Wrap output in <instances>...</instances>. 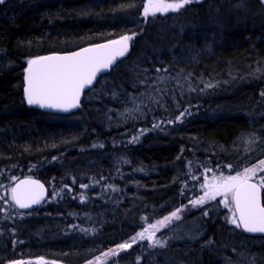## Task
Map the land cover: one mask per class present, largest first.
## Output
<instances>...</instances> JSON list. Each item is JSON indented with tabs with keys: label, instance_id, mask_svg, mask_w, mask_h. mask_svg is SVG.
I'll return each instance as SVG.
<instances>
[{
	"label": "trees",
	"instance_id": "obj_1",
	"mask_svg": "<svg viewBox=\"0 0 264 264\" xmlns=\"http://www.w3.org/2000/svg\"><path fill=\"white\" fill-rule=\"evenodd\" d=\"M144 7L145 0L0 4V264H83L144 218L184 203L189 166L264 157L261 0H194L147 17ZM124 35L133 36L126 56L77 110L51 114L27 104L28 59ZM129 107L132 118L116 113ZM165 121L176 125L168 134H142ZM253 133L258 140L245 152ZM25 175L46 184L48 199L20 212L7 186ZM198 213L204 232L195 241L136 243L103 264H244L241 254L264 264V250L232 239L264 238L230 231L218 208Z\"/></svg>",
	"mask_w": 264,
	"mask_h": 264
},
{
	"label": "snow or ice",
	"instance_id": "obj_2",
	"mask_svg": "<svg viewBox=\"0 0 264 264\" xmlns=\"http://www.w3.org/2000/svg\"><path fill=\"white\" fill-rule=\"evenodd\" d=\"M4 2L5 0H0V4ZM193 2L194 0H176L175 3H166L165 0H148V4L144 7V15L147 17L150 13L155 15L156 13L163 14L169 11L176 12ZM131 39L132 36L124 35L119 40L109 41L107 44L93 45L67 55L38 56L28 59L26 61L27 67L24 70V93L27 104L65 111L78 107L82 90L86 86L92 85L98 73L107 70L118 57H123L128 52V42ZM183 115L184 113H181V116ZM177 119H180V117H177ZM153 127H159V125ZM137 139L138 137L133 138V142ZM257 140L258 137L253 133L244 142L252 145ZM259 164L261 167L253 165V167L245 168L243 172H237L235 175L224 176L221 174L220 176H213L211 180L206 178L201 185L205 189L204 194L191 200L190 205L196 207L205 204L206 201L222 197L221 203L232 208V215L228 220L230 224L235 225L237 228L242 227L244 231L249 233L264 234V204L261 203L264 175L260 176L258 183L252 182L257 172L264 173V160H261ZM228 167H231V165ZM207 171L210 172L211 169ZM29 183V181H22L11 189V200L19 208H29L30 205L39 203L42 198L40 193L24 187ZM37 186L42 193L43 186L38 185V182ZM81 187L87 188L88 185H81ZM181 211L182 208L175 209L163 219L155 224H150L148 228L137 233L136 236L132 237L131 243H121L117 245V248L127 250L138 239L142 241L145 238L150 241L149 247L157 245L164 247L166 242L155 239V233L160 228L169 225L174 219L180 220L179 213ZM145 233H149L147 237ZM110 252L113 255L117 254L115 250H110ZM14 264H22V262H14Z\"/></svg>",
	"mask_w": 264,
	"mask_h": 264
},
{
	"label": "rangeland",
	"instance_id": "obj_3",
	"mask_svg": "<svg viewBox=\"0 0 264 264\" xmlns=\"http://www.w3.org/2000/svg\"><path fill=\"white\" fill-rule=\"evenodd\" d=\"M165 2L166 3H175L176 1L165 0ZM261 2H262V0H261ZM147 4H148V0H145V5H147ZM156 14H159V13H156ZM130 41L128 42V44H130ZM134 109L135 108L129 107V108H125V109H123L119 112H116V113L123 118H132L134 116V113H133ZM190 113H191V111H189L188 113H185L183 116H181V114H180L178 116V117H180V119H178V122H181L182 120H184V118H186V116H189ZM163 124H164V126L161 127L158 131H155V129L157 127H153L156 124H153L151 127H143L141 132L143 135H151V136H152V134L165 135V134H168L171 126H172V128H173V126H176L175 123H173V122L169 123V121L162 122V125ZM149 129H150V131H149ZM246 138H248V137H246ZM244 144H245L244 145L245 146L244 147L245 152H248L250 145L246 144L245 142H244ZM246 159L247 158H243L240 160V158H238L233 163H227L223 166L220 164H215L212 166L209 161H206V163L201 165V166H194V167H193V165L189 166V168L187 170V173H188L187 179L182 182V191H185L184 196L186 197V201L184 203L174 207L170 211L165 212L164 214H161V215L155 216V217H149L148 216V217L144 218L141 227L135 233H133L131 236H129L127 239L120 242L119 244L125 243V242L131 243L132 237L136 236L137 233L143 231L145 228H148L150 224H155L157 221L163 219L165 216L169 215L171 212L175 211V209H177V208H182V211L179 213L180 220L177 221L174 219L166 227L160 228V230L155 233V239H160L162 241H165L166 243L169 241H172V240H183V239L195 241V239H198V237L201 236L204 232L203 228L201 227V222H200L201 221V218H200L201 214L198 212L200 210H203L204 215H205V213H207V215H205V216L208 217V210L210 207L218 208L220 210L221 219L223 220L224 224H226L227 227L230 228V231H235L236 229H239L235 225L230 224L228 222L229 218L232 215V208L226 207L223 203H221L222 197H217L215 200L206 201L205 204L199 205L196 207L191 206L189 202L191 200L199 198L200 196H202L204 194L205 189H203L201 187V185L204 183V180L206 178L211 180L213 176H220L221 174H223L224 176L235 175L237 172H243V170L245 168L253 167V165H256L257 167H261L259 162L261 160H264V157L260 160L252 162V163ZM229 165H231V167H228ZM208 169H211V171L210 172L207 171ZM261 175H264V173L257 172V175L255 177H253L252 180H254L258 183ZM6 176L9 177V175H6ZM193 177H195V179H193ZM14 180H15V178L12 179V182ZM12 182L7 186L8 194L10 193V188H11ZM263 191H264V189H263ZM263 200H264V197H263ZM184 206H187V207H184ZM148 234L149 233H145V236L147 237ZM259 238H264V237H259ZM233 239L235 240V243L233 246H240V245L241 246H252V247L256 246L260 250H264V246H263L264 245V239H258V240L255 239L251 242L244 241V239L242 240L241 238L236 239V237H234ZM142 242L146 243L148 246L150 244V241H148L147 238H145L142 241L138 239L136 243H142ZM166 243H165V245H166ZM119 244H117V245H119ZM222 244H223V246H226V243H222ZM117 245L107 248L106 250H104L103 252L94 256L93 258L87 260L83 264H103L104 262L112 259L114 256L118 255L122 251H125V250L118 249ZM110 250H115V252L117 254L113 255L110 252ZM241 257H246L245 258L246 263H244V264H258V261H259L258 257L256 255H253V254L249 257H247V255H245V254H243V255L241 254ZM31 261L33 262V261H35V259H31ZM39 263L40 264H46L43 261H39ZM8 264H13V263L10 262Z\"/></svg>",
	"mask_w": 264,
	"mask_h": 264
},
{
	"label": "water",
	"instance_id": "obj_4",
	"mask_svg": "<svg viewBox=\"0 0 264 264\" xmlns=\"http://www.w3.org/2000/svg\"><path fill=\"white\" fill-rule=\"evenodd\" d=\"M262 4H263V7H264V2H262ZM119 39L120 38H116V39H112V40H106V41H103V42H99V43H95V44L79 47V48L74 49V50L65 51V52H54V53H50V54H46V55H42V56L67 55V54L72 53V52H77V51H79L80 49H83V48L92 47L93 45H97V44H107L109 41L119 40ZM126 54L123 57H118L113 62V64L110 65V67L107 70H102L100 73H98L96 78L93 80L92 85L86 86L82 90L81 95H80L79 105H80V103H81V101L83 99L84 93L86 91L90 90L91 88H93L94 85L96 84V82L98 81V79L100 78V76L105 74V73H107L111 69H113L126 56ZM25 99H26V97H25ZM31 106L36 108L37 110H40V111H43V112H47V113H51V114H61V115L71 114L72 112H74L78 108V107H75V108H71V109H68L67 111H65V110H62V109L41 108L38 105H31ZM22 181H29L30 183L27 184V185H24V187L29 189V190L35 191L37 193H40L42 198L40 199L39 203L32 204V205H30L29 208H23V209L19 208V206L15 205V202L11 200L13 205L15 206V208L17 210H19L20 212H29V211H32V210L38 208L39 206H41L42 204H44L47 201V199H48V188H47L46 184L42 180H40V179H38V178H36L34 176L25 175V176H21V177L15 179L14 182L12 183L11 189L13 187H15L17 184H20V182H22ZM37 182H38V185H42L43 186L42 193H41V190L39 189V187L37 186ZM252 182L253 183H257L254 180H252ZM11 189H10V197H11ZM261 203L264 204V201H263V190L262 189H261ZM240 229H241V231L244 234L249 235V236H264V234H261V233H249V232H246V231L243 230L242 227ZM13 264H14V262H13ZM53 264H62V263L59 262V261H55Z\"/></svg>",
	"mask_w": 264,
	"mask_h": 264
},
{
	"label": "bare ground",
	"instance_id": "obj_5",
	"mask_svg": "<svg viewBox=\"0 0 264 264\" xmlns=\"http://www.w3.org/2000/svg\"><path fill=\"white\" fill-rule=\"evenodd\" d=\"M192 169H193V168H192ZM228 232H229V231H228ZM235 234H236V233H235ZM230 237H231V236H230ZM233 238H234V236H233ZM233 238H232V239H233ZM239 238H240V237H239ZM242 240H243V239H242ZM245 240H246V239H245ZM239 241H240V240H239ZM231 244H232V243H231ZM229 245H230V244H229ZM240 246H241V245H240ZM254 263H255V262H254Z\"/></svg>",
	"mask_w": 264,
	"mask_h": 264
}]
</instances>
